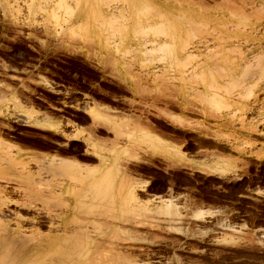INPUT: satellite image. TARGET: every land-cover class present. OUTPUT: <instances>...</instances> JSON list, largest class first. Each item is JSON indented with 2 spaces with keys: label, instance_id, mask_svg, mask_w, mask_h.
I'll list each match as a JSON object with an SVG mask.
<instances>
[{
  "label": "rangeland",
  "instance_id": "1",
  "mask_svg": "<svg viewBox=\"0 0 264 264\" xmlns=\"http://www.w3.org/2000/svg\"><path fill=\"white\" fill-rule=\"evenodd\" d=\"M0 188L72 264H264V0H0Z\"/></svg>",
  "mask_w": 264,
  "mask_h": 264
},
{
  "label": "bare ground",
  "instance_id": "2",
  "mask_svg": "<svg viewBox=\"0 0 264 264\" xmlns=\"http://www.w3.org/2000/svg\"><path fill=\"white\" fill-rule=\"evenodd\" d=\"M106 16H108L107 12H106ZM190 18H192V20H191L192 25H194V26L199 25L204 20L201 17L194 16V15H189V18H186V20H188ZM175 21L173 24V23H171L173 21H169L168 19H166V20L162 19L161 23H162V29H163L164 33H171L174 35H173L172 43H166L165 42L164 44L160 45V47H161V49L165 48L163 51H165L166 55L173 56L175 54V52H177V54H179L178 56L182 57V58L181 57H178V58L183 60L184 56L182 55L181 50L183 49V47L185 49V46L188 44L190 39L195 35L194 33L197 30L188 28V27L183 26L181 24H180V27L179 26L176 27L177 23ZM159 24L160 23H158L157 25H159ZM153 26H154V24H153ZM175 33H178V34H175ZM88 113H89V115L91 114L90 115L91 117L93 115L92 118H95L96 114H97V110L91 109V110H89ZM98 115H100L99 111H98L96 119L99 118ZM101 117H102V113H101ZM105 118H103V119H105ZM93 152H95V151H93ZM57 158H54V159H57ZM101 158L103 160V157H101ZM58 160H59V158H58ZM56 162L59 164L58 166L60 168L62 167V166H60V164H63V168L65 167V165H66V168H67V166L72 167V165L69 161L68 162L63 161V160L61 161V159H60V163L58 161H56ZM2 190L3 189L0 188V192ZM1 198L2 197H0V244L11 242V243H14L16 245V247H18V248H24L25 247V249H23L22 251L17 250V252L15 254L16 257H14L15 255L13 256L14 258H17L16 261L32 258L33 252L38 251V250L43 249V248H52L53 251L55 250L56 252L62 251L61 249L64 248L63 250H65V255H66L65 258L66 259L64 262H62V264H72L73 260L78 259L81 256V254L84 250L75 251V252L71 251V253L66 252V249L69 248L68 239L74 235L72 233L73 230L71 229V226H70V223L72 220L70 221L68 218H63V219H61L60 224L55 227L54 230L56 232L59 230V231H61L62 234L61 233H54V234L41 235V234H37V232L33 233L34 230H31L29 232L31 234L26 235L28 233H26V230L23 229V226L21 224L22 220H24V219H22L21 215L18 214V212L14 213V215H13L14 216L13 218L15 219V221H14L15 227L12 229L11 228L9 229V220L6 219V217H5L6 215L3 213L4 210L1 208L2 206L6 207L9 200H7V198H4V197H3L4 199H1ZM24 203H21V205H25ZM166 207H168V206H166ZM31 220L34 222L37 221V219L35 217L31 218ZM70 233H71V235H70ZM93 240L95 241V239L92 238V243H94ZM86 241H88V239ZM87 243L85 242L84 247L87 246L86 245ZM96 243H94L95 247H97ZM91 245L92 244H90L89 246H91ZM14 258H13V260H14ZM76 263H78V262H76Z\"/></svg>",
  "mask_w": 264,
  "mask_h": 264
},
{
  "label": "crops",
  "instance_id": "3",
  "mask_svg": "<svg viewBox=\"0 0 264 264\" xmlns=\"http://www.w3.org/2000/svg\"><path fill=\"white\" fill-rule=\"evenodd\" d=\"M203 209H207V210H210L212 211L213 213L217 212V210L219 209L218 206H215V205H211L209 204V206H205ZM212 213V214H213ZM206 216H209V215H206Z\"/></svg>",
  "mask_w": 264,
  "mask_h": 264
}]
</instances>
